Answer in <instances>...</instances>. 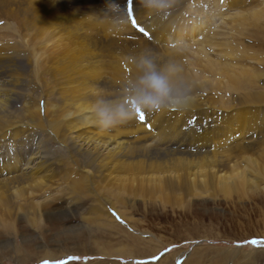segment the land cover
<instances>
[{
    "label": "rangeland",
    "instance_id": "1",
    "mask_svg": "<svg viewBox=\"0 0 264 264\" xmlns=\"http://www.w3.org/2000/svg\"><path fill=\"white\" fill-rule=\"evenodd\" d=\"M132 6L0 0V264H264V0ZM146 50L199 105L86 123ZM104 142L134 171L89 160ZM235 165L245 189L224 193Z\"/></svg>",
    "mask_w": 264,
    "mask_h": 264
},
{
    "label": "clouds",
    "instance_id": "2",
    "mask_svg": "<svg viewBox=\"0 0 264 264\" xmlns=\"http://www.w3.org/2000/svg\"><path fill=\"white\" fill-rule=\"evenodd\" d=\"M143 6L158 13L171 6V0H141ZM109 11L117 14L120 24H126V15L119 4L109 5ZM130 61L138 73L135 79L125 82L121 95L116 99L99 98L92 108L98 126L108 130L135 118L137 109L154 113L172 107H180L187 102L189 86L180 78L179 65L158 62L150 50Z\"/></svg>",
    "mask_w": 264,
    "mask_h": 264
},
{
    "label": "bare ground",
    "instance_id": "3",
    "mask_svg": "<svg viewBox=\"0 0 264 264\" xmlns=\"http://www.w3.org/2000/svg\"><path fill=\"white\" fill-rule=\"evenodd\" d=\"M254 22V21H253ZM258 23V22H257ZM127 52H132V51H130V50H126ZM245 55V54H244ZM244 57V56H243ZM257 96V95H256ZM257 101H259L258 99H256ZM197 105H199V102L195 99V98H193V97H191V96H188V99H187V102L184 104V105H182V106H189V108H193V107H196ZM177 107H172L171 108V110L172 111H174L175 109H176ZM87 109V108H86ZM86 109H84V110H86ZM47 110V109H46ZM46 110H45V112H46ZM92 109L89 111V112H86L84 115H82V118H83V120L86 122V123H89V122H91V123H94V124H97V122H96V120H95V118H94V116L92 115ZM91 112V114H89ZM88 113V114H87ZM172 113V112H171ZM98 125V124H97ZM101 147H102V149H101V151L99 150V147L97 146V144L91 149V154H90V156H88L89 158V160H92L93 162H95L96 164H97V166L99 167V168H102V169H104V170H108L107 168H110L111 167V165L112 166H114L115 167V169H117L116 167L118 166V169H120L121 171H125V170H130V172H132V171H134V168L131 166V167H129L127 164H129V162L128 163H126V162H124V161H119V162H116V159L118 160V158L120 157L119 155L121 154V150L123 151V149H125L124 148V146H123V143L122 142H116L115 143V146H113V147H108V143H103V146L101 145ZM120 149V150H119ZM126 150V149H125ZM251 151V149L250 148H245V149H242V154H248L249 152ZM88 154V155H89ZM234 156H236V155H234ZM263 156H264V154H263ZM133 157V156H132ZM164 157V156H163ZM34 158H36V156L34 157ZM121 158V157H120ZM38 159V158H37ZM31 160V159H30ZM248 161H249V163L250 164H252V159H247ZM131 163V162H130ZM145 163H147V162H145ZM144 163V164H145ZM94 164V163H93ZM134 164V163H133ZM136 164V163H135ZM149 164V163H148ZM179 164H180V161H179ZM140 165V164H139ZM181 165V164H180ZM110 166V167H109ZM113 168V167H112ZM142 168V167H141ZM143 168H144V166H143ZM142 168V169H143ZM161 168V167H160ZM115 169H112L113 171H116ZM141 169V170H142ZM264 169V168H263ZM110 170V169H109ZM139 169H137V171H138ZM141 170H140V172H141ZM88 171V173H92V171L91 170H87ZM120 171V172H121ZM136 171V170H135ZM143 171V170H142ZM260 170H256V172L258 173V174H261L260 172H259ZM246 171L245 170H243V171H240V170H238V166L237 165H235V166H233V169H232V174H231V176H226L224 179L226 180V182H225V184L223 185V192L224 193H226V192H231V191H233V190H237V189H245V185H244V183H242L241 181H240V177L243 175V173H245ZM125 173V172H124ZM243 177H244V175H243ZM18 179V178H17ZM17 179H15V180H17ZM20 179H22L23 181H26L27 182V177H22V178H20ZM30 179V178H29ZM124 179V178H123ZM223 179V180H224ZM118 180H119V178H118ZM124 180H126V179H124ZM120 181V180H119ZM168 187H170V185L168 186ZM107 203H108V201L107 202H102V204L103 205H106L105 206V209L104 210H107L108 211V209H107ZM110 204V203H109ZM112 204H110V206H111ZM109 206V205H108ZM111 207H113V208H115L114 206H111ZM116 209V208H115ZM116 211L120 214V215H122L121 214V212L118 210V209H116ZM123 217V216H122ZM94 219V218H93ZM92 218H86L85 219V221H87L86 222V224L87 223H94L95 221H96V219L97 218H95L94 220H93ZM98 220V219H97ZM111 220H115V218H113V215H112V219ZM95 224V223H94ZM88 225V224H87ZM92 254V253H91ZM94 254V253H93ZM100 255L102 254V256H107V255H109V254H106V253H103L102 251L99 253ZM53 260V259H52ZM85 264H105V262H103V261H95V262H88V263H85Z\"/></svg>",
    "mask_w": 264,
    "mask_h": 264
},
{
    "label": "snow or ice",
    "instance_id": "4",
    "mask_svg": "<svg viewBox=\"0 0 264 264\" xmlns=\"http://www.w3.org/2000/svg\"><path fill=\"white\" fill-rule=\"evenodd\" d=\"M128 13L131 15L132 12L134 11L133 9V6H132V0H128V9H127ZM132 23L135 25L136 24V20L135 18L133 17L132 19ZM142 32L144 31L143 28L140 29ZM137 114H138V119L140 121H144L145 120V113L139 109H137ZM253 243H257L256 241H253ZM72 259H78V257H72ZM42 264H52V262H49V261H42ZM54 264H66L65 261H57V262H54Z\"/></svg>",
    "mask_w": 264,
    "mask_h": 264
}]
</instances>
